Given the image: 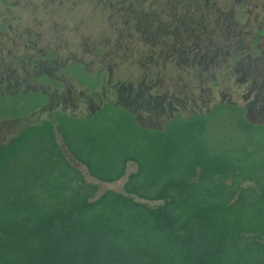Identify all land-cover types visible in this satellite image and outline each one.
Segmentation results:
<instances>
[{
    "label": "trees",
    "instance_id": "1",
    "mask_svg": "<svg viewBox=\"0 0 264 264\" xmlns=\"http://www.w3.org/2000/svg\"><path fill=\"white\" fill-rule=\"evenodd\" d=\"M58 134L91 176L126 175L123 191L97 195ZM0 264H264V124L219 101L150 128L109 101L25 126L0 144Z\"/></svg>",
    "mask_w": 264,
    "mask_h": 264
},
{
    "label": "rangeland",
    "instance_id": "2",
    "mask_svg": "<svg viewBox=\"0 0 264 264\" xmlns=\"http://www.w3.org/2000/svg\"><path fill=\"white\" fill-rule=\"evenodd\" d=\"M258 25L264 29V0H0V91L36 87L48 96L35 112L3 123L16 130L55 121L59 109L86 115L112 101L140 123L163 128L173 113H205L219 101L244 104L249 81L240 77L263 75L257 62L264 65V48L254 49L249 32L237 46L238 31ZM77 62L99 77L96 88L81 84L73 67L65 70ZM45 75L47 84L39 81ZM58 140L98 184L97 195L123 191L126 175L98 180L59 134ZM135 168L129 163L127 173Z\"/></svg>",
    "mask_w": 264,
    "mask_h": 264
},
{
    "label": "flooded vegetation",
    "instance_id": "3",
    "mask_svg": "<svg viewBox=\"0 0 264 264\" xmlns=\"http://www.w3.org/2000/svg\"><path fill=\"white\" fill-rule=\"evenodd\" d=\"M255 19H258V18L255 17ZM249 27H250L249 30H245V31L239 30L238 31L239 36L237 37V43H238L237 46H239L240 43L244 42V35L247 32H249V41L255 44L254 49L256 47H261V46H263L264 48V29L261 28V25H258L256 27H252V26H249ZM263 52H264V49H263ZM257 65H262L264 68V65L261 62L260 63L257 62ZM72 73L75 76V72H72ZM37 77L39 76H36V78ZM45 80H50V78L47 75H45V78L39 79V81H41L42 83L47 84ZM245 80L249 81V86L247 88V94H243V98H244L243 100L245 101L244 104H240L237 100H232L230 102L243 107L245 116L248 118L250 122H253L255 124H264V73L263 75L258 72L242 74L239 81L243 82ZM85 86L88 87L87 85ZM11 90L12 91H5V90L0 91L1 97H6V96L9 97L8 99L4 98L0 100V144L8 142L11 137L18 134L25 126H27V125H23L15 130L14 127H12L13 125L11 126L5 125L3 123L4 120L6 119L14 120L15 118H23L26 115L33 113L39 108L43 107L48 101L47 92L45 90H42L41 88L28 87V88L20 89L18 87V89H11ZM31 93L34 96L33 101L26 98V97H29L28 94H31ZM32 103L35 104V107L33 109L29 110L27 113H24V114L20 113L25 108H28ZM115 103H118V102H115ZM100 107L101 106H98L90 110L88 113L94 112ZM125 107L128 108L127 106ZM128 109L135 115V113L130 108ZM61 111L67 114H70V115H74V116L77 115L74 112H70L66 110H61ZM1 113H4V114L1 115ZM175 114L176 113H173L170 116L168 122ZM135 117L137 121L140 123L136 115ZM142 125L146 127H150V128H156V127H151V126H147L144 124ZM248 184L254 185V181L251 180L250 182H248Z\"/></svg>",
    "mask_w": 264,
    "mask_h": 264
}]
</instances>
